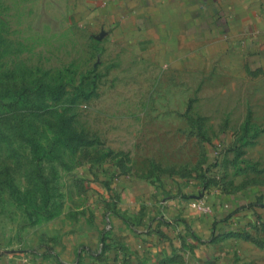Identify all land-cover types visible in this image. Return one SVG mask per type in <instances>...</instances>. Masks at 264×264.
I'll list each match as a JSON object with an SVG mask.
<instances>
[{
	"label": "rangeland",
	"instance_id": "1",
	"mask_svg": "<svg viewBox=\"0 0 264 264\" xmlns=\"http://www.w3.org/2000/svg\"><path fill=\"white\" fill-rule=\"evenodd\" d=\"M129 54L63 0H0V264H264V64ZM177 197L235 206L207 239H233L223 258L139 246Z\"/></svg>",
	"mask_w": 264,
	"mask_h": 264
},
{
	"label": "crops",
	"instance_id": "2",
	"mask_svg": "<svg viewBox=\"0 0 264 264\" xmlns=\"http://www.w3.org/2000/svg\"><path fill=\"white\" fill-rule=\"evenodd\" d=\"M63 1L75 20L100 21L118 47L144 62L164 64L166 69L221 64L228 72H246L264 64V0ZM207 202L212 210L204 215L178 197L150 204L145 214L151 219L137 238L142 242L139 246L176 255L182 253L179 249L185 241L206 249L211 257L223 258L233 239L214 244L207 239L214 226L226 225L223 217L235 206L223 205L220 199ZM127 243L132 246L131 240ZM259 254L255 251L256 257Z\"/></svg>",
	"mask_w": 264,
	"mask_h": 264
},
{
	"label": "trees",
	"instance_id": "3",
	"mask_svg": "<svg viewBox=\"0 0 264 264\" xmlns=\"http://www.w3.org/2000/svg\"><path fill=\"white\" fill-rule=\"evenodd\" d=\"M256 205H260V202H258V201H256L255 202V204H250V206L252 207V208H254V207H256ZM250 207V208H251ZM251 208V209H252ZM236 213V210L234 211H232V213L230 214V215H228L227 217H225L224 219H223V221L224 222H227V221H230L231 220V218H232V216L234 215ZM254 216H251V219H252V217L255 219V221H260V223H261V226H262V228H263V230H264V221H263V218H262V216H261V214L259 215V214H256L254 211H253V213H252ZM248 224H251L250 223V221L248 222ZM242 229L241 230H230V231H228V232H226V234H223L222 235V237H230V236H241L242 234Z\"/></svg>",
	"mask_w": 264,
	"mask_h": 264
},
{
	"label": "built area",
	"instance_id": "4",
	"mask_svg": "<svg viewBox=\"0 0 264 264\" xmlns=\"http://www.w3.org/2000/svg\"><path fill=\"white\" fill-rule=\"evenodd\" d=\"M191 208L199 213H203V214H207L209 213L210 209L205 206V203L203 201V199L201 200H196L194 202L191 203ZM262 207V206H260ZM257 224H260V221H255Z\"/></svg>",
	"mask_w": 264,
	"mask_h": 264
}]
</instances>
